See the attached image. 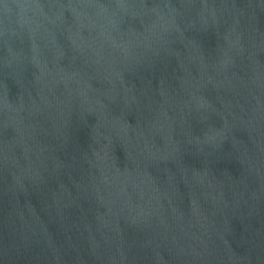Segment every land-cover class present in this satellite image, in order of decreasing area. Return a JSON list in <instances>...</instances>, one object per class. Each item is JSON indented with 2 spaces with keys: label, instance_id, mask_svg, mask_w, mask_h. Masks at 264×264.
I'll use <instances>...</instances> for the list:
<instances>
[{
  "label": "water",
  "instance_id": "1",
  "mask_svg": "<svg viewBox=\"0 0 264 264\" xmlns=\"http://www.w3.org/2000/svg\"><path fill=\"white\" fill-rule=\"evenodd\" d=\"M0 264H264V0H0Z\"/></svg>",
  "mask_w": 264,
  "mask_h": 264
}]
</instances>
